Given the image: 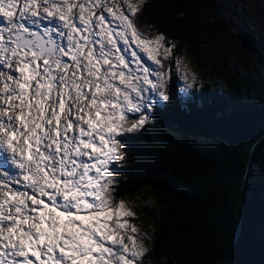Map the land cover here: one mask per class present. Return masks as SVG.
<instances>
[{
    "label": "snow or ice",
    "instance_id": "obj_1",
    "mask_svg": "<svg viewBox=\"0 0 264 264\" xmlns=\"http://www.w3.org/2000/svg\"><path fill=\"white\" fill-rule=\"evenodd\" d=\"M139 10L0 0V264H143L134 213L103 176L124 135L176 103L148 63L165 38L138 31Z\"/></svg>",
    "mask_w": 264,
    "mask_h": 264
},
{
    "label": "trees",
    "instance_id": "obj_2",
    "mask_svg": "<svg viewBox=\"0 0 264 264\" xmlns=\"http://www.w3.org/2000/svg\"><path fill=\"white\" fill-rule=\"evenodd\" d=\"M219 2L144 0L132 17L143 36L163 34L171 47L164 92L176 101L157 105L142 128L124 135L116 167L106 173L115 203L136 206L125 219L139 231L146 226L143 264H226L240 220L229 264H264V139L243 188L251 145L264 131V77L234 73L225 41L232 40L241 64L248 52L231 36ZM181 55L201 80L190 96L180 91L173 65Z\"/></svg>",
    "mask_w": 264,
    "mask_h": 264
},
{
    "label": "rangeland",
    "instance_id": "obj_3",
    "mask_svg": "<svg viewBox=\"0 0 264 264\" xmlns=\"http://www.w3.org/2000/svg\"><path fill=\"white\" fill-rule=\"evenodd\" d=\"M127 3L137 5L138 7L142 4L140 0H127ZM219 4L222 15L231 26V36H236V34L245 31L251 34L256 42V51L248 52L244 60L245 63L241 64L237 51L232 45V40L225 41V47L229 54V64L234 73L237 74V77H250L252 79H255L257 76L264 77V0H220ZM152 39L155 40V38ZM150 47L153 48V55L156 56V59L161 61L160 65H157L154 61H148L150 67L156 71L166 73V76L161 77V79H167V69H164L163 64L169 57V52L166 51L168 48L164 44L163 47H159L156 43L150 45ZM143 55L147 56L146 53ZM177 59L180 61L179 64L176 63ZM173 65L179 78L180 91L183 89L187 92V95H185V92L181 91L184 96H190L191 91L195 87H201L199 73L186 56L181 55L176 57ZM151 78L155 79V77ZM214 80L220 89H226V84L220 75L216 74ZM189 84H192L191 88L188 87ZM161 90L164 91V88ZM118 146L117 144L116 147ZM0 161H2V154H0ZM0 167H7V165L0 163ZM11 171H14V169ZM103 176L106 178V171L103 173ZM149 202H151V199L147 197L144 200V204L147 205ZM124 205L131 212H136L134 203H124ZM144 227L141 231L138 229L136 243L142 245L145 249L149 236L146 233L147 231L145 232L144 230L146 226Z\"/></svg>",
    "mask_w": 264,
    "mask_h": 264
},
{
    "label": "water",
    "instance_id": "obj_4",
    "mask_svg": "<svg viewBox=\"0 0 264 264\" xmlns=\"http://www.w3.org/2000/svg\"><path fill=\"white\" fill-rule=\"evenodd\" d=\"M236 38H237V41L240 44V47L242 50L247 51V52H255L256 51V47H255L256 42L253 39L252 35L249 34L248 32L242 31L236 35ZM262 139H264V131L258 136V138L251 145V148L249 151L250 156H249V160H248L247 165H246V170H245V175H244L243 188L245 186V183L247 182L248 175H249V172L251 170L255 147L258 144V142L261 141ZM242 230H243V223L240 220L237 223V225L234 229V232H233V238H232V241L230 243V248H229V253H228L227 260H226V264L230 263V258L232 256V252H233L234 248L236 247L238 240L241 238Z\"/></svg>",
    "mask_w": 264,
    "mask_h": 264
}]
</instances>
